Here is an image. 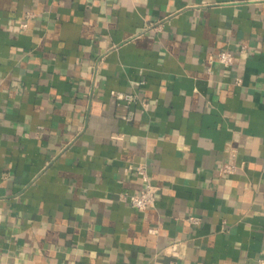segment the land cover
<instances>
[{"label": "crops", "instance_id": "obj_1", "mask_svg": "<svg viewBox=\"0 0 264 264\" xmlns=\"http://www.w3.org/2000/svg\"><path fill=\"white\" fill-rule=\"evenodd\" d=\"M138 166L157 188L144 211L122 200ZM262 248L264 0H0V264Z\"/></svg>", "mask_w": 264, "mask_h": 264}, {"label": "built area", "instance_id": "obj_2", "mask_svg": "<svg viewBox=\"0 0 264 264\" xmlns=\"http://www.w3.org/2000/svg\"><path fill=\"white\" fill-rule=\"evenodd\" d=\"M26 27L25 24H21L20 28L24 29ZM217 62L221 64L223 67H229L232 65L233 57L231 53L227 51H221L217 55ZM110 96L114 99V101L123 105L127 108L137 103V98L134 95L126 94L123 92L111 91ZM141 106L146 107V103L144 101L139 102ZM131 114L128 113L125 116H122V119L129 120ZM235 170V166L232 163L224 164L218 170L219 174H232ZM136 175L141 178L143 181V188L137 194H122V200L128 203V205L132 208H135L139 211H144L147 208L153 206L155 201V194L157 188L153 186L148 178V174L145 170L144 166H138L135 169ZM187 220L193 224L199 223V218L196 217H188ZM150 232H154V230H150ZM172 259L166 262L165 264H182V258L177 254H172ZM256 264H264V248H262L259 258L256 261Z\"/></svg>", "mask_w": 264, "mask_h": 264}]
</instances>
